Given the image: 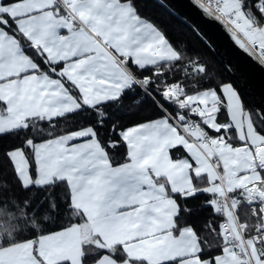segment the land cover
<instances>
[{"label": "snow or ice", "instance_id": "obj_1", "mask_svg": "<svg viewBox=\"0 0 264 264\" xmlns=\"http://www.w3.org/2000/svg\"><path fill=\"white\" fill-rule=\"evenodd\" d=\"M143 4L0 0V137L26 134L22 147L13 146L7 156L25 190L66 184L70 207L86 217L58 233L5 240L0 264H264V126L245 112L231 83L194 94L184 82L151 87L162 68L186 79L207 78L209 70L198 58L184 64L186 49L144 15ZM199 6L229 25L247 53L258 50L264 63V0ZM149 68L151 76L138 75ZM137 88L143 96L134 104L151 101L162 115L118 133L128 162L116 163L109 149L119 142L105 141L98 129L110 118L107 105L129 93L137 97ZM222 108L228 122L217 119ZM83 112L95 114V126L48 133L52 138L39 142L27 135L42 132L40 123L52 128L54 120ZM257 116L264 120V112ZM232 131L239 146L231 142ZM178 148L188 155L173 159ZM201 194L212 197L205 207L224 218L203 226L219 242L216 249L194 223H179L181 213L192 214L180 201ZM29 208L26 203L21 212Z\"/></svg>", "mask_w": 264, "mask_h": 264}, {"label": "trees", "instance_id": "obj_2", "mask_svg": "<svg viewBox=\"0 0 264 264\" xmlns=\"http://www.w3.org/2000/svg\"><path fill=\"white\" fill-rule=\"evenodd\" d=\"M142 11L144 15L162 27L174 43L186 49L184 64L188 63V58H198L207 64L209 70L207 78L191 77L186 79L181 72L167 71L166 68H162L164 75L159 78L154 77L156 84H153L152 88L159 86L160 89H163L164 83L162 81H166L168 84L175 81L184 82L190 85L186 88V91L193 94L194 91L207 88H214L219 91L218 84L232 83L242 97L245 112L253 116L258 126H264L263 121L258 118L252 103L240 89L229 70L191 27L155 0H144ZM179 66L177 65V67ZM153 71L154 69L149 68L147 71L139 72L138 75L141 78L151 76ZM136 91L138 93L137 97H133L129 93L125 95L120 103L108 104L107 109L110 118L104 121V127L98 129L105 141L119 142L118 147L109 149L110 155L116 163H125L128 160L127 146L120 140L118 133L128 127L157 119L162 115L160 109L151 101L139 105L134 104L135 99L143 96L139 88ZM0 109H3L2 104H0ZM224 110L226 109H221V111ZM222 114L225 118V114ZM95 123L96 116L94 113L83 112L79 115H69L66 119L54 120V127L52 128L47 123H40L37 125V129H43L42 132L38 131L35 137L32 136L31 131L27 135L39 142L40 139L52 138L48 133L59 136L70 131L95 126ZM113 125L116 126L115 131L112 130ZM25 135V133H21L19 137L13 135L0 137V244L3 246H8L4 244L5 240L18 243L36 239L45 233L60 230L73 224L86 223L84 215L70 207L68 203L69 190L66 184L60 183L47 189L32 187L25 190L22 187L7 153L13 149V146L22 147V138ZM229 135L233 137L232 142L239 143L236 140L235 131L230 132ZM25 151L28 150L25 149ZM172 156L173 158H180L187 156V154L182 148H178L173 150ZM210 198L211 196L208 194H201L196 196L195 199L181 200V204H186L187 207L192 209V214L181 213L179 223L181 226L185 222L194 223L200 229L202 239L207 240L212 249H216L219 242L203 226L209 220L219 223L224 218L220 215H214L212 207H205V203ZM177 199L179 200L178 197ZM26 203L31 204V208L22 213L21 210L25 208ZM51 203H54L55 210L50 208ZM247 211V209H243L241 214L243 215ZM206 251L211 256L219 254L218 250L209 251L206 249Z\"/></svg>", "mask_w": 264, "mask_h": 264}, {"label": "water", "instance_id": "obj_3", "mask_svg": "<svg viewBox=\"0 0 264 264\" xmlns=\"http://www.w3.org/2000/svg\"><path fill=\"white\" fill-rule=\"evenodd\" d=\"M155 1L196 32L226 66L256 112H264V66L239 46L231 28L207 14L197 0Z\"/></svg>", "mask_w": 264, "mask_h": 264}, {"label": "crops", "instance_id": "obj_4", "mask_svg": "<svg viewBox=\"0 0 264 264\" xmlns=\"http://www.w3.org/2000/svg\"><path fill=\"white\" fill-rule=\"evenodd\" d=\"M61 34L62 35H68V33L66 32V31H64V30H62V32H61ZM60 67H63V65H60ZM194 94V93H193ZM226 102V101H225ZM222 113H224L225 114V118H223V114ZM160 118V117H159ZM217 119H218V121L219 122H221V123H224V122H228L229 121V115H228V113H227V111L226 110H224V111H221L219 114H218V117H217ZM147 122H149V121H147ZM147 122H143V123H147ZM140 124H142V123H140ZM137 125H139V124H137ZM137 125H135V126H137ZM135 126H132V127H135ZM132 127H128V128H132ZM85 128H87V127H85ZM128 128H126L125 130H123V131H126ZM122 131V132H123ZM214 132V131H213ZM235 136H236V132H235ZM237 140V139H236ZM85 141L84 140H77V141H74V143H77V144H79V143H84ZM232 142V141H231ZM237 142H239L238 140H237ZM234 143V142H233ZM234 146H239V143H234ZM183 149V148H182ZM184 150V149H183ZM185 151V150H184ZM186 152V151H185ZM187 154V153H186ZM188 155V154H187ZM184 157H186V156H183V157H180V158H184ZM173 159H178V158H173ZM126 162H128V160L126 161ZM241 175H243V173H241ZM161 182H163V181H161ZM206 186V185H205ZM85 217V216H84ZM85 219H86V217H85ZM73 225H80V224H73ZM73 225H71V226H73ZM71 226H69V227H71ZM69 227H66V228H69ZM66 228H63V229H60V230H56V231H52V232H49V233H45V234H43V235H50V234H54V233H58V232H61V231H63L64 229H66ZM42 236V235H41ZM29 240H32V239H29ZM26 241H28V240H25V241H21V242H18V243H22V242H26ZM5 247H7V246H5Z\"/></svg>", "mask_w": 264, "mask_h": 264}, {"label": "built area", "instance_id": "obj_5", "mask_svg": "<svg viewBox=\"0 0 264 264\" xmlns=\"http://www.w3.org/2000/svg\"><path fill=\"white\" fill-rule=\"evenodd\" d=\"M197 1H199L200 3H203V4H207V3H208V0H197ZM228 26H229V25H228ZM229 27H230V26H229ZM230 28H231V27H230ZM254 55H255L256 59L259 61V63L262 64V65L264 66V63H262V62L260 61V59H259V52H258V50H257V52H256ZM176 82H177V81H175V82H171V83H169V84L176 83ZM161 90H163V89H161ZM153 95H155V93H153ZM141 97H142V96H141ZM156 99H157V101H159L160 103L164 104V107H165L169 112H171V113H173V115H175V110H174V108H173L172 106H170V105L164 103V101H163L159 96H156ZM191 119H192L193 121H198V120H199V118L196 117V116H192ZM210 135H211L213 138H216V137H217V134H216V133H213V132H211ZM210 199H212V197H211ZM210 199H209V200H210Z\"/></svg>", "mask_w": 264, "mask_h": 264}, {"label": "rangeland", "instance_id": "obj_6", "mask_svg": "<svg viewBox=\"0 0 264 264\" xmlns=\"http://www.w3.org/2000/svg\"><path fill=\"white\" fill-rule=\"evenodd\" d=\"M232 84V83H231ZM234 86V85H233ZM235 87V86H234ZM236 88V87H235ZM237 89V88H236ZM238 91V90H237ZM247 113V112H246Z\"/></svg>", "mask_w": 264, "mask_h": 264}]
</instances>
